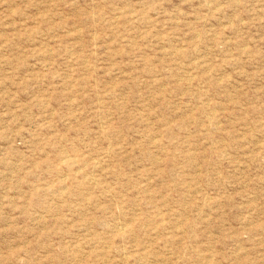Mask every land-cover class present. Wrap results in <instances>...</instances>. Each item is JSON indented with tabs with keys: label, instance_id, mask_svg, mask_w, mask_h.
<instances>
[{
	"label": "rangeland",
	"instance_id": "obj_1",
	"mask_svg": "<svg viewBox=\"0 0 264 264\" xmlns=\"http://www.w3.org/2000/svg\"><path fill=\"white\" fill-rule=\"evenodd\" d=\"M218 263L264 264V0H0V264Z\"/></svg>",
	"mask_w": 264,
	"mask_h": 264
},
{
	"label": "bare ground",
	"instance_id": "obj_2",
	"mask_svg": "<svg viewBox=\"0 0 264 264\" xmlns=\"http://www.w3.org/2000/svg\"><path fill=\"white\" fill-rule=\"evenodd\" d=\"M190 80H191V78H190ZM107 154V153H106ZM69 157V156H68ZM72 157V156H71ZM66 159V158H65ZM63 160V159H62ZM78 160V159H77ZM74 162H75V160H74ZM66 163V162H65ZM70 164V163H69ZM85 165V164H84ZM67 166V165H66ZM70 168V167H69ZM80 169V168H79ZM77 170V169H76ZM75 170V171H76ZM75 173H77V172H74V174ZM129 230H130V228H129ZM126 227H121V225H120V227L119 228H117V235L119 236V237H123L128 231H129ZM96 237V236H95ZM97 238V237H96ZM103 243H105V241H102ZM108 250H111V248H108ZM124 255H126V254H124ZM150 256H153V255H151L146 249H140V250H138V253L137 254H134V257H136V258H139V259H144V258H148V257H150ZM218 264H220V263H218Z\"/></svg>",
	"mask_w": 264,
	"mask_h": 264
}]
</instances>
